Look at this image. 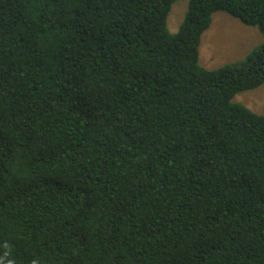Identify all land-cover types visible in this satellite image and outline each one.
<instances>
[{"label": "trees", "instance_id": "obj_1", "mask_svg": "<svg viewBox=\"0 0 264 264\" xmlns=\"http://www.w3.org/2000/svg\"><path fill=\"white\" fill-rule=\"evenodd\" d=\"M0 0V264H264V44L200 66L264 0Z\"/></svg>", "mask_w": 264, "mask_h": 264}, {"label": "rangeland", "instance_id": "obj_2", "mask_svg": "<svg viewBox=\"0 0 264 264\" xmlns=\"http://www.w3.org/2000/svg\"><path fill=\"white\" fill-rule=\"evenodd\" d=\"M188 2L177 0L173 5L167 22L171 34L179 31L186 17ZM263 44L264 34L256 27H247L227 13H216L211 27L202 37L200 66L205 70H216L244 62L254 49ZM233 101L264 115V85L237 94Z\"/></svg>", "mask_w": 264, "mask_h": 264}]
</instances>
